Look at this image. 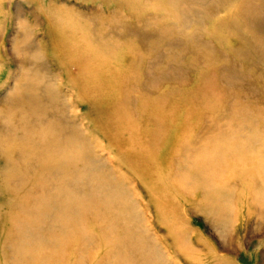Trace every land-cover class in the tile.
<instances>
[{
  "label": "rangeland",
  "instance_id": "1",
  "mask_svg": "<svg viewBox=\"0 0 264 264\" xmlns=\"http://www.w3.org/2000/svg\"><path fill=\"white\" fill-rule=\"evenodd\" d=\"M25 263L264 264V0H0Z\"/></svg>",
  "mask_w": 264,
  "mask_h": 264
},
{
  "label": "bare ground",
  "instance_id": "2",
  "mask_svg": "<svg viewBox=\"0 0 264 264\" xmlns=\"http://www.w3.org/2000/svg\"><path fill=\"white\" fill-rule=\"evenodd\" d=\"M123 132H124V131H123ZM125 133H126V132H125ZM114 134H115V133H114ZM45 136H46V135H45ZM43 137H44V136H43ZM43 137H42V139L44 140ZM146 140H147V139H146ZM147 142H148V141H147ZM151 142H152V141H151ZM139 148H140V147H139ZM19 149H20V148H16L17 152L20 151ZM16 222H17V221H16ZM14 224H15V222H14ZM25 264H26V263H25Z\"/></svg>",
  "mask_w": 264,
  "mask_h": 264
}]
</instances>
